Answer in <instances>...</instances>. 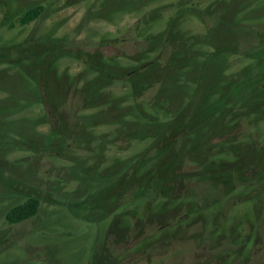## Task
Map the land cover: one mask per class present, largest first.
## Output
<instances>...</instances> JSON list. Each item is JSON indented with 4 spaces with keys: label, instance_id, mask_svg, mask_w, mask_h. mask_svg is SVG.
Instances as JSON below:
<instances>
[{
    "label": "trees",
    "instance_id": "trees-1",
    "mask_svg": "<svg viewBox=\"0 0 264 264\" xmlns=\"http://www.w3.org/2000/svg\"><path fill=\"white\" fill-rule=\"evenodd\" d=\"M259 4L216 0L201 9L197 0H178L160 14H146L113 40L118 49L114 55L98 54L88 61L95 79L76 94L53 79L59 57L79 56L68 45L39 38L21 43L13 60L0 53V177L12 163V152L69 159L71 181H77L71 210L81 218L86 207H111L119 221L143 201L146 210L158 215L161 206L184 200L189 212L201 210L210 194L229 181H249L237 167L239 152L221 138L246 115L247 105L264 98V5L259 9ZM43 10L30 8L19 24L32 25ZM187 16L201 19L205 31L183 29ZM238 56L263 58L262 72L234 71L229 60ZM118 85L128 92L119 94ZM34 109L44 112L38 120L23 115ZM54 118L62 126L52 125L40 141L37 126ZM106 126L112 127L96 132ZM138 142L147 145L102 168L109 147L128 151ZM75 151L93 154L81 158ZM231 153L236 159L230 163L218 159ZM227 172L231 177L222 175ZM182 187L186 192L176 194ZM112 191L114 200L105 201ZM40 208L41 199L29 196L9 208L5 219L19 224L36 217Z\"/></svg>",
    "mask_w": 264,
    "mask_h": 264
},
{
    "label": "rangeland",
    "instance_id": "rangeland-1",
    "mask_svg": "<svg viewBox=\"0 0 264 264\" xmlns=\"http://www.w3.org/2000/svg\"><path fill=\"white\" fill-rule=\"evenodd\" d=\"M176 1L0 0V53L13 60L21 43L39 38L49 44L68 45L79 56L57 59L50 87L53 78L67 92L80 93L96 76L87 66L89 60L98 54L114 55L118 49L113 40L122 36L130 25L146 14H160ZM197 1L203 9L216 0ZM259 1L260 9L264 0ZM35 6L44 9L40 18L30 26L20 25L19 18ZM155 19L160 20V16ZM182 28L195 33L205 31L201 19L194 16H187ZM229 61L234 71L263 70V58L238 56ZM121 87H115L119 94L128 92ZM3 96L0 92V97ZM245 111L246 115L221 139L229 141L239 152L241 161L238 159L237 167H241L249 181L236 178L233 183L229 181L224 188L210 194L201 210L191 212L184 200L168 208L161 206L158 215L151 208L146 210L142 200L141 206L125 211L123 217L129 220L126 224L124 219L116 218L115 210L110 213L111 207H86L80 212L84 216L81 218L71 210L70 202L77 201L74 194L77 181H71L73 170L69 159H50L22 151L10 153L8 158L12 163L0 177V264H264V98L247 105ZM42 114L43 110L34 109L23 115L38 120ZM52 125L62 126L58 118L43 119L35 137L42 141V137L51 133ZM111 127L98 128L96 132ZM146 145L138 142L128 147V151L109 147L105 152L107 163L102 168L117 157L136 154ZM75 153L81 158L93 154ZM218 159L230 163L236 158L231 153ZM92 163L94 160L88 164ZM87 168L89 172L94 170ZM231 174L222 175L227 178ZM232 185L234 188L226 194ZM185 192L183 187L176 190L179 195ZM29 196L41 199L39 214L22 223L9 224L5 219L7 210ZM109 199L114 200L113 191L105 195L104 200Z\"/></svg>",
    "mask_w": 264,
    "mask_h": 264
}]
</instances>
